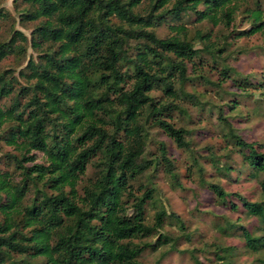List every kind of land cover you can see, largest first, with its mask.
<instances>
[{
  "label": "trees",
  "instance_id": "16d2710c",
  "mask_svg": "<svg viewBox=\"0 0 264 264\" xmlns=\"http://www.w3.org/2000/svg\"><path fill=\"white\" fill-rule=\"evenodd\" d=\"M4 1L0 66L13 58L19 69L0 67V142L11 150L0 157V264H144L146 251L175 249L163 226L169 218L183 232V222L157 205L152 180L163 171L177 183L176 166L163 142L152 156L148 145L157 129L190 151L189 109L215 119L259 184L252 201L205 182L191 151L202 184L260 223L254 236L227 222L264 264V146L232 122L241 99L264 114V64L251 75L230 65L241 40L264 35V0H13L16 18ZM209 160L228 177L230 164ZM218 251L232 264V246Z\"/></svg>",
  "mask_w": 264,
  "mask_h": 264
},
{
  "label": "rangeland",
  "instance_id": "374dc122",
  "mask_svg": "<svg viewBox=\"0 0 264 264\" xmlns=\"http://www.w3.org/2000/svg\"><path fill=\"white\" fill-rule=\"evenodd\" d=\"M1 6L16 18L13 0H5ZM186 26L194 27L190 24ZM8 27L9 23L4 25V28ZM14 29L24 34L29 33L28 27L15 21ZM166 32V27L158 30L161 36ZM237 45L244 48V53L238 54L236 61H230V65L244 75L260 72L264 64V51L260 50V48L264 49V35L243 39ZM31 55L32 50L28 49L26 58L20 63V68L25 66V62ZM17 65L13 58H9L0 67L18 70ZM197 85L198 92L207 93L208 97L215 98V92L211 88L207 89L202 84ZM153 94L159 96L158 92ZM214 100L216 101V98ZM240 102L242 103L241 116L232 119V122L238 127L244 139L264 146V114H254L253 101L241 99ZM189 111L193 114L191 124H195L196 128L191 137L190 151L178 149L157 129L150 130L151 141L148 145V151L152 156L158 144L163 142L168 156L175 163L177 183H174L163 171H158L152 181L157 191V205L163 206L167 214L177 215L183 222L184 231L182 232L172 219H166L162 232L176 240L175 249L168 251V247H162L155 252L146 251L140 261L144 264H196L197 260L200 264H224L228 259L227 254L218 251V247L232 246L234 251L231 256L228 254L232 264H261L256 261L261 256L252 254L244 247L242 230L236 227L242 226L256 236L262 234L260 223L256 218L248 217L238 201L229 199L233 200L237 208L233 211L228 203L223 204L205 184L203 185L198 171L192 165V156L196 158L203 170L202 179L205 182H219L226 192L240 193L248 200L258 201L262 199L259 184L251 178L249 170L242 167L241 157L223 141L219 134L221 129L217 126L215 119L198 121L194 110L189 109ZM10 151L0 142V157ZM211 155L218 159L217 167L219 168L225 163L230 164L231 170L228 177L216 170L214 162L209 160ZM0 166L5 168L3 165ZM154 211L152 207L147 208L146 214L150 221ZM227 222L236 226L230 228ZM224 228L228 230L223 232ZM165 251L166 253H163ZM217 256L224 260L218 259Z\"/></svg>",
  "mask_w": 264,
  "mask_h": 264
}]
</instances>
